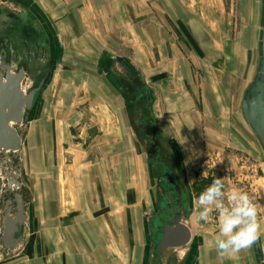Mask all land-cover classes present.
<instances>
[{
  "label": "crops",
  "instance_id": "0c3cea01",
  "mask_svg": "<svg viewBox=\"0 0 264 264\" xmlns=\"http://www.w3.org/2000/svg\"><path fill=\"white\" fill-rule=\"evenodd\" d=\"M30 1L38 3L56 37L54 71L59 54L85 39L86 49L101 52L99 67L115 82L106 69L121 62L105 57L114 48L154 93L157 126L170 143L198 145L208 139L207 131L217 133L222 144L231 132L247 136L241 97L260 62L263 0H89L97 6L72 9L68 3L71 11L56 7V14L58 0ZM53 15L63 20L56 23ZM50 83L37 96L22 136L18 181L25 222L15 236L20 241L13 249L0 244V264H150L153 205L144 214L137 203L118 200L115 180L108 188L101 172H88L74 159L69 167L61 164L59 149L72 137L76 117L71 104L54 105L52 97L65 85ZM49 85L56 87L53 93ZM14 193L2 197L4 215L17 212ZM196 210L194 202L190 240L178 249L179 264H264L262 227L251 247L221 255L213 243L218 216L198 222Z\"/></svg>",
  "mask_w": 264,
  "mask_h": 264
},
{
  "label": "rangeland",
  "instance_id": "374dc122",
  "mask_svg": "<svg viewBox=\"0 0 264 264\" xmlns=\"http://www.w3.org/2000/svg\"><path fill=\"white\" fill-rule=\"evenodd\" d=\"M28 2L34 6L38 4L30 0ZM68 3L72 9L83 7L84 4L97 6L95 1L89 0H58L54 2L53 13H57L56 7L61 9V13L71 11ZM48 4L51 6V3ZM53 17L52 20L56 23L63 20L61 17L57 18L54 15ZM55 39L56 37H54L56 43ZM83 41V44H73L76 47L71 48L72 50L67 49L64 56L60 53L61 50L58 51L59 58L62 59L50 83L51 85L55 80V84L65 85L64 92L61 90V93L52 97L54 105L57 107L66 105L67 107L71 104L72 111L75 112L73 115L76 117V123L70 131L72 137L59 149L63 157L61 164L69 167L76 160V163L86 167L88 172L96 170L99 175L101 172L103 186L110 188L111 182L114 184L116 181L119 201L137 203L143 207L144 214H147L150 205H153L155 196L156 178L152 160L134 135L126 112L124 96L121 92L119 93L111 77H107L99 67L102 63L100 57L103 55H100V51L95 48L94 50L86 49L87 41L85 39ZM97 43L100 46V43ZM106 54H108L104 55L106 58L120 61L130 72L138 74L142 80L141 72L130 64L125 54L117 53L114 48L106 50ZM117 54H119L118 57ZM79 62H85L87 65L79 66L77 65ZM258 68L248 82L243 97H241L242 102L249 85L257 75ZM50 85L48 88L53 93L56 87H52L51 91ZM152 96L154 98L153 92ZM239 112L242 118L240 107ZM245 127L247 136L231 132L229 138L224 140L220 138L224 144L218 139L217 133L212 135V131H207L204 137L211 139L200 142L198 145H175L169 142L170 145L166 146L177 160V165L181 169L179 173L182 182L188 189L193 190L192 202L196 203V207H198L199 194L215 178H224L226 192L237 189L248 193L255 203L258 220L263 229V256L264 151L247 122ZM197 132L200 133L198 136H202L204 131ZM158 133L162 135L160 131ZM111 173H113L112 176ZM110 198H113V193ZM209 218L217 219V214L214 212Z\"/></svg>",
  "mask_w": 264,
  "mask_h": 264
},
{
  "label": "flooded vegetation",
  "instance_id": "af4514ba",
  "mask_svg": "<svg viewBox=\"0 0 264 264\" xmlns=\"http://www.w3.org/2000/svg\"><path fill=\"white\" fill-rule=\"evenodd\" d=\"M56 59L53 29L37 7L28 0H1L0 81L4 83L7 74L18 75L22 72L20 87L25 97L40 87L34 95L33 108L37 96L51 79ZM106 70L116 80L124 96L126 112L136 138L146 149L153 164L156 184L153 206L148 215V229L152 238L150 264H179V248H167L160 252L159 243L164 227H172L176 220L187 226L193 209V190L182 182L181 169L166 146L170 143L158 133L153 111L154 98L148 86L122 63L113 61ZM32 108L28 112L24 111L26 121L13 125L15 128L20 126L21 137ZM20 160L21 153H0V208L6 191L19 194L21 190L22 184L16 187L12 177L14 173L19 174ZM3 217L4 212L1 211L0 226Z\"/></svg>",
  "mask_w": 264,
  "mask_h": 264
},
{
  "label": "water",
  "instance_id": "95a60500",
  "mask_svg": "<svg viewBox=\"0 0 264 264\" xmlns=\"http://www.w3.org/2000/svg\"><path fill=\"white\" fill-rule=\"evenodd\" d=\"M260 63L257 75L249 85L242 103L244 117L253 130L256 138L264 151V0L262 6L261 29L259 34ZM23 78L22 72L18 75L7 74L4 83L0 81V153H21L22 137L21 128H15L22 120H27L28 112L32 108L33 98L39 88L32 90L27 97L21 90L20 83ZM16 187L20 186L19 174H13ZM17 203V212L14 216L4 215L0 226V244L8 249H13L20 241L15 236L25 222V205L19 194H14ZM190 230L177 220L172 227H164L163 236L159 243V251L167 248H180L190 240ZM264 257V254H263Z\"/></svg>",
  "mask_w": 264,
  "mask_h": 264
},
{
  "label": "clouds",
  "instance_id": "9594fccd",
  "mask_svg": "<svg viewBox=\"0 0 264 264\" xmlns=\"http://www.w3.org/2000/svg\"><path fill=\"white\" fill-rule=\"evenodd\" d=\"M214 212L219 231L213 243L221 255L249 248L259 238L261 224L255 203L247 192H226L224 178H215L198 196L197 221L207 222Z\"/></svg>",
  "mask_w": 264,
  "mask_h": 264
}]
</instances>
